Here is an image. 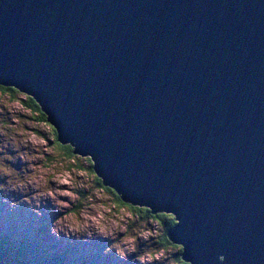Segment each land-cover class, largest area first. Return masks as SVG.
Listing matches in <instances>:
<instances>
[{
  "label": "water",
  "instance_id": "obj_1",
  "mask_svg": "<svg viewBox=\"0 0 264 264\" xmlns=\"http://www.w3.org/2000/svg\"><path fill=\"white\" fill-rule=\"evenodd\" d=\"M0 82L186 259L264 264V0H0Z\"/></svg>",
  "mask_w": 264,
  "mask_h": 264
},
{
  "label": "clouds",
  "instance_id": "obj_2",
  "mask_svg": "<svg viewBox=\"0 0 264 264\" xmlns=\"http://www.w3.org/2000/svg\"><path fill=\"white\" fill-rule=\"evenodd\" d=\"M21 90L0 82V203L11 209L26 203L40 217L41 209L50 205L55 214L50 234L56 240L88 244L103 239V255L115 253L123 264H195L185 258L186 244L170 236L182 222L178 216L132 200L125 204L124 193L116 186L106 188L105 176L96 174L97 166L92 168L93 154H82L70 140L61 144L58 126L48 122L42 103L32 99L34 93ZM218 259L228 264L226 255Z\"/></svg>",
  "mask_w": 264,
  "mask_h": 264
},
{
  "label": "rangeland",
  "instance_id": "obj_3",
  "mask_svg": "<svg viewBox=\"0 0 264 264\" xmlns=\"http://www.w3.org/2000/svg\"><path fill=\"white\" fill-rule=\"evenodd\" d=\"M51 143L52 141H49L50 145ZM49 207L50 205L41 209L44 215L40 217L33 213L26 203L16 209L0 203V235L7 239L8 249L11 250L13 245L18 248L22 244L28 245L25 255L18 260L15 255H8V264H57L59 260L60 264H123L115 253L111 256L103 255V249L107 246V241L103 239H96L88 244L68 239L56 240L50 234L55 214L54 210L49 211ZM4 263L0 260V264Z\"/></svg>",
  "mask_w": 264,
  "mask_h": 264
},
{
  "label": "trees",
  "instance_id": "obj_4",
  "mask_svg": "<svg viewBox=\"0 0 264 264\" xmlns=\"http://www.w3.org/2000/svg\"><path fill=\"white\" fill-rule=\"evenodd\" d=\"M73 155H74V153H73ZM92 168H93V166H92ZM106 188H108V187H106ZM125 204H128V203H125ZM133 207H135V206H133ZM8 248L9 247H8V244H7V239L4 236L0 235V260L3 263L5 261L4 264H8L7 259H6L8 255H12V256L15 255V259L16 260H18L19 257L21 258L22 256H24L25 255V252L28 250V245L25 246V244H22V246L20 248H18L15 245H13V247H12L11 250H9ZM19 261H21V260H19ZM60 263H61L60 260L57 261V264H60Z\"/></svg>",
  "mask_w": 264,
  "mask_h": 264
},
{
  "label": "snow or ice",
  "instance_id": "obj_5",
  "mask_svg": "<svg viewBox=\"0 0 264 264\" xmlns=\"http://www.w3.org/2000/svg\"><path fill=\"white\" fill-rule=\"evenodd\" d=\"M171 219H174V217H170Z\"/></svg>",
  "mask_w": 264,
  "mask_h": 264
}]
</instances>
